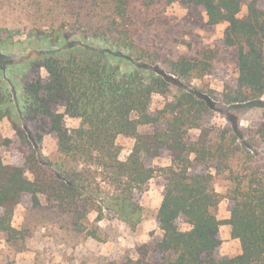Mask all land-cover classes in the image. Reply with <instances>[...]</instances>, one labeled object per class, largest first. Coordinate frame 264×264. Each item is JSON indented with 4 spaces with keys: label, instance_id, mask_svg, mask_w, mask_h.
Segmentation results:
<instances>
[{
    "label": "trees",
    "instance_id": "1",
    "mask_svg": "<svg viewBox=\"0 0 264 264\" xmlns=\"http://www.w3.org/2000/svg\"><path fill=\"white\" fill-rule=\"evenodd\" d=\"M126 4L114 1L115 18L124 17ZM180 4L200 6L210 26L227 24L220 45L238 49V76L222 94L189 87L193 79L213 73L217 47L197 59L170 61L171 71L164 73L122 71L107 50L69 43L59 28L34 29L30 34L39 36V47L33 57L6 63L8 69L25 68L30 75L28 80L25 75L20 95L12 82L21 118L26 123L47 118L56 138L53 157L40 155L35 145L24 141L10 163L4 164L0 156V233L7 239L24 238L11 225L14 210L24 197L40 208V195L47 209L90 238L100 240L99 223L106 219L137 229L143 221L140 196L156 173L152 162L167 154L171 165L163 169L168 181L156 214V228L163 236L152 250L138 247L137 264H264V111L254 129L239 127L237 120L222 129L207 126L215 104L239 105L264 95V0ZM244 6L247 14L239 17ZM86 30L88 38L122 47L117 27L102 24ZM2 70L0 66L3 76L21 72ZM171 76L180 81L177 93L151 112L152 97L169 92ZM1 78L0 121L8 116L10 103ZM65 116L79 120V126L67 129ZM140 127L152 131L139 135ZM193 130L199 136L190 141ZM118 136L135 138L125 160L119 159ZM224 200L229 218L223 220L217 212ZM181 224L188 229L180 230ZM221 226H229L230 237L240 242L239 255L216 256Z\"/></svg>",
    "mask_w": 264,
    "mask_h": 264
},
{
    "label": "rangeland",
    "instance_id": "2",
    "mask_svg": "<svg viewBox=\"0 0 264 264\" xmlns=\"http://www.w3.org/2000/svg\"><path fill=\"white\" fill-rule=\"evenodd\" d=\"M114 1L0 0V66L2 71H21L19 74L7 72L4 76L0 73L4 87L10 92L8 116L0 121V156L4 164L10 163L17 155L16 148L21 141L35 145L40 155L53 157L56 153V138L49 131L47 118L40 117L27 123L21 118L12 82L17 86L16 95H20L27 75L25 68L11 70L6 66L8 62L33 57L34 48L39 47V36L30 34L34 29L49 32L59 28L69 43L85 42L107 50L110 61L118 64L122 71L139 68L164 73L171 71L168 67L170 61L197 59L204 50L217 47L213 73L201 80L193 79L189 87L222 94L226 87L235 83L239 51L236 47L220 45L226 23L210 26L200 6L190 4L183 7L180 0H127L124 17L115 18L111 12ZM246 14L244 6L239 17ZM106 23L121 31V48H115L113 42L88 38L91 34L87 27L108 25ZM3 30L12 32V35ZM29 78L28 74L27 80ZM171 78L174 81L170 83L169 92L152 97L151 112L163 108L177 93L180 81ZM215 106L208 127L222 129L230 125L231 120H237L239 127L254 129L262 122L264 95L253 102L233 106L218 103ZM58 111L62 113L64 108L60 107ZM64 121L69 130L79 126L77 119L65 116ZM151 131L152 127H140L138 134ZM198 136L199 131L193 130L187 139L195 140ZM116 144L121 149L119 159L125 160L132 151L135 138L118 136ZM170 165L167 154L153 160L156 173L140 196L143 221L138 228L130 230L117 220L106 219L99 223L102 230L98 233L100 240L90 238L87 233L74 232L66 217L46 208L44 196H39L40 208H33L29 197H24L15 208L11 221L12 227L24 238L10 240L0 233V264H137L138 247L146 245L152 250L162 239L163 232L156 228V214L168 181L163 169ZM226 211L227 207L218 210V218H222ZM179 229L186 231L188 227L181 224ZM220 239L221 245L216 252L218 258L241 253L240 242L232 239L230 232L222 229Z\"/></svg>",
    "mask_w": 264,
    "mask_h": 264
},
{
    "label": "crops",
    "instance_id": "3",
    "mask_svg": "<svg viewBox=\"0 0 264 264\" xmlns=\"http://www.w3.org/2000/svg\"><path fill=\"white\" fill-rule=\"evenodd\" d=\"M227 207V203L224 201V202H221L219 207H218V210H221L222 208L226 209ZM229 218V213L226 211L224 216L222 218H219V219H228ZM224 229L226 230V232H230V227L229 226H221L220 227V233H221V230Z\"/></svg>",
    "mask_w": 264,
    "mask_h": 264
}]
</instances>
